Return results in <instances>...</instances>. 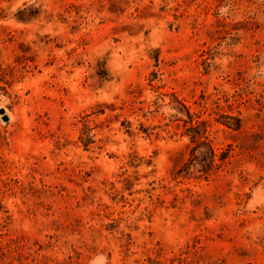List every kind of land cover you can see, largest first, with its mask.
Wrapping results in <instances>:
<instances>
[{
	"label": "rangeland",
	"instance_id": "1",
	"mask_svg": "<svg viewBox=\"0 0 264 264\" xmlns=\"http://www.w3.org/2000/svg\"><path fill=\"white\" fill-rule=\"evenodd\" d=\"M0 264H264V0H0Z\"/></svg>",
	"mask_w": 264,
	"mask_h": 264
},
{
	"label": "trees",
	"instance_id": "2",
	"mask_svg": "<svg viewBox=\"0 0 264 264\" xmlns=\"http://www.w3.org/2000/svg\"><path fill=\"white\" fill-rule=\"evenodd\" d=\"M195 141H197L196 143L200 144L201 142H199V139H196Z\"/></svg>",
	"mask_w": 264,
	"mask_h": 264
}]
</instances>
